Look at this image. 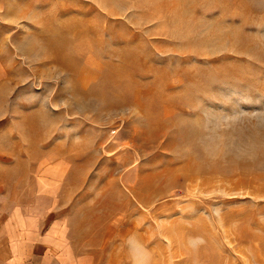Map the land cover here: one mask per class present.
Wrapping results in <instances>:
<instances>
[{
    "label": "rangeland",
    "instance_id": "1",
    "mask_svg": "<svg viewBox=\"0 0 264 264\" xmlns=\"http://www.w3.org/2000/svg\"><path fill=\"white\" fill-rule=\"evenodd\" d=\"M0 264H264V0H0Z\"/></svg>",
    "mask_w": 264,
    "mask_h": 264
}]
</instances>
